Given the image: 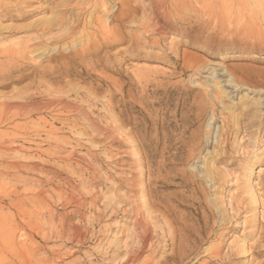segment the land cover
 Returning <instances> with one entry per match:
<instances>
[{"label":"rangeland","instance_id":"1","mask_svg":"<svg viewBox=\"0 0 264 264\" xmlns=\"http://www.w3.org/2000/svg\"><path fill=\"white\" fill-rule=\"evenodd\" d=\"M69 1H0V264H264V0H168L156 18L155 0ZM133 175L131 188L125 182ZM147 181L157 215H167L156 231L164 221L169 230L159 236L166 243L156 242L150 227L136 258L133 207L151 197ZM177 244L181 259L173 260Z\"/></svg>","mask_w":264,"mask_h":264},{"label":"bare ground","instance_id":"2","mask_svg":"<svg viewBox=\"0 0 264 264\" xmlns=\"http://www.w3.org/2000/svg\"><path fill=\"white\" fill-rule=\"evenodd\" d=\"M0 1H1V0H0ZM70 1H71V0H70ZM70 1H69V2H70ZM72 1H73V0H72ZM91 1H92V0H91ZM96 1H98V3H99V0H96ZM104 1H105V0H104ZM104 1H103V3H104ZM153 1H154V0H153ZM153 1H152V2H153ZM167 1H168V0H155L154 3H152V5H151L150 7H151V10H152L153 17L156 18L157 15H160V16L162 17V16L164 15V12L167 11V10H165V9L167 8ZM105 2H106V1H105ZM171 2H172V1H171ZM0 3H1V2H0ZM66 3H67V2H66ZM66 3H65V4H66ZM92 3H93V2H92ZM92 3H91V4H92ZM100 3L102 4V0H101ZM113 3H114V2H113ZM118 3H119V1H118ZM150 3H151V1H150ZM65 4L63 3V7H65V6H64ZM69 4H71V2H70ZM93 4H94V6H95V4L97 5L96 2L93 3ZM101 4H99V5H101ZM119 4H120V3H119ZM168 4H169V2H168ZM1 5H2V4H1ZM76 5L78 6V4H75V6H76ZM89 5H90V4H89ZM75 6H74V8H75ZM91 6H92V5H91ZM94 6H93V7H94ZM103 6H104V5H103ZM119 6H120V5H119ZM97 7H98V6H97ZM97 7L95 6L93 9L95 10V8H97ZM70 8L72 9V7H70ZM76 8H77V7H76ZM76 8H75V9H76ZM86 8H87V7H85V9H86ZM111 8H112V7H111ZM120 8H121V6H120ZM65 9H66V8H64V10H65ZM68 9H69V8H68ZM64 10H63V11H64ZM80 10H81V9H80ZM117 10H118V9H117ZM151 10H150V11H151ZM65 11H66V10H65ZM65 11H64V12H65ZM67 11H68V10H67ZM71 11H73V10H71ZM82 11H83V10H82ZM90 11H91V9H90ZM112 11H113V10H112ZM69 12H70V11H69ZM69 12H66V13H69ZM73 12H74V11H73ZM87 12H88V11H87ZM71 13H72V12H71ZM166 13H167V12H166ZM64 14H65V13H64ZM77 14H78V13H77ZM77 14H76V15H77ZM79 14H80V13H79ZM82 14H83V13H82ZM85 14H86V12H85ZM87 14H88V13H87ZM87 14H86V15H87ZM161 14H163V15H161ZM68 15H69V14H68ZM115 15H116V11H115ZM121 15H123V14H121ZM63 16H66V15H63V14H62V17H63ZM116 16H117V15H116ZM116 16H113V17H116ZM160 16H159V18H160ZM77 17H78V15H77ZM110 17H111V16H110ZM119 17H120V16H119ZM0 18H1V17H0ZM59 18H60V17H59ZM81 18H82V17H81ZM116 18H117V17H116ZM77 19H78V18H77ZM77 19H76V21H77ZM79 19H80V18H79ZM79 19H78V20H79ZM64 20H65V18H64ZM146 20H147V19H146ZM57 21H58V20H57ZM61 21H62V19H61ZM148 21H149V20H148ZM158 22H159V21H158ZM158 24H159V23H158ZM161 24H162V23H161ZM159 26H161V25H159ZM159 26H157L158 29H159ZM77 28H78V27H77ZM141 28H142V27H141ZM160 28H161V27H160ZM74 29H75V25H74ZM74 29L71 30V34H72L71 36H73L72 31H73ZM145 29H146V28H145ZM148 29H149V28H148ZM156 29H157V28H156ZM83 30H84V29H83ZM129 30H130V29H129ZM142 30H144V29H142ZM146 30H147V29H146ZM75 32H76V31H75ZM140 32H141V31H140ZM163 32H164V31H163ZM130 33H131V32H130ZM145 34H146V33H145ZM147 34H148V33H147ZM155 34L157 35L156 32H155ZM163 34H164V33H163ZM118 35H119V34H118ZM122 35H123V34H122ZM143 35H144V34H143ZM115 36H116V34H115ZM120 36H121V35H120ZM117 37H118V36H117ZM159 37H160V36H159ZM121 39H123V36H122ZM118 40H119V38H118ZM103 41H104V40H103ZM31 43H32V42H30V44H31ZM128 43H129V42H128ZM33 44H34V43H33ZM29 46H30V45H29ZM29 46H28V47H29ZM34 47L36 48V46H34ZM37 47H38V44H37ZM80 47H81V46H80ZM14 49H15V48H14ZM14 49H12V51H13ZM37 49H38V48H37ZM6 50H7V49H6ZM29 50H30V48H29ZM34 50H35V49H34ZM3 51H4V50H3ZM12 51H11V52H12ZM16 51H17V50H16ZM26 51H27V50H26ZM38 51H39V50H38ZM19 52H20V51H19ZM21 52H22V51H21ZM58 52H59V51H58ZM58 52H56V53H58ZM13 53H14V52H13ZM25 53H26V52H25ZM54 53H55V52H54ZM59 54H60V53H59ZM59 54H58V55H59ZM12 55H13V54H12ZM18 55H19V54H18ZM26 55H27V54H26ZM54 55H55V54H54ZM6 56H7V55H6ZM49 57H50V55H49ZM23 58H24V57H23ZM27 58H28V57H27ZM19 59H20V58H19ZM48 59H49V58H48ZM48 59H46V60H48ZM52 59H53V58H52ZM23 60H25V59H23ZM23 60H22V61H23ZM49 60H50V59H49ZM12 61H13V60H12ZM20 65H21V64H20ZM20 65H19V66H20ZM21 66H22V65H21ZM24 66H26V65H24ZM28 66H29V65H28ZM16 68H18V66H17ZM21 68H22V67H21ZM18 69H19V68H18ZM18 71H19V70H18ZM21 71H22V70H21ZM36 81H37V80H36ZM40 81H42V80H40ZM34 83H35V82H34ZM41 83H43V82H41ZM39 84H40V83H39ZM39 84H38V85H39ZM43 84H45V83H43ZM38 85H37V86H38ZM41 85H42V84H41ZM39 87H41V86L39 85ZM50 87H51V86H49L48 88H50ZM49 91H50V90H49ZM57 92H58V91H57ZM57 92H56V93H57ZM59 92H60V91H59ZM45 93H46V92H45ZM48 93H49V92H48ZM48 93H47V94H48ZM51 93H52V91H51ZM49 94H50V93H49ZM59 94H60V93H59ZM47 96H50V95H47ZM56 97H57V96H56ZM58 97H60V96L58 95ZM60 98H61V97H60ZM58 99H59V98H58ZM54 100H56V99L54 98ZM61 100H62V99H61ZM47 101H48V100H47ZM62 101H63V100H62ZM120 101H121V100H120ZM120 101H119V102H120ZM107 102H108V101H107ZM40 103H41V102H40ZM61 103H62V102H61ZM6 104H7V103H6ZM10 104H11V103H10ZM25 104H26V103H25ZM43 104L46 105V104H48V103H43ZM43 104H42V105H43ZM118 104H121V103H118ZM1 105H3V104H1ZM4 105H5V104H4ZM12 105H13V104H12ZM48 105H49V104H48ZM51 105H53V104H51ZM65 105H67V104H65ZM104 105H105V104H104ZM123 105H124V104H123ZM5 106H6V105H5ZM8 106H9V105H8ZM20 106H23V105L21 104ZM102 106H103V105H102ZM125 106H126V105H125ZM1 107H2V106H1ZM24 107H25V105H24L23 107H20V108H22V111H23V108H24ZM29 107H30V108H29ZM41 107H42V106H41V104H40V108H41ZM43 107H44V106H43ZM46 107H47V105H46ZM56 107H57V106H56ZM105 107H106V106H105ZM4 108H5V107H4ZM4 108H3V109H4ZM9 108H10V107H9ZM11 108H12V107H11ZM25 108H26V107H25ZM44 108H45V107H44ZM44 108H43V109H44ZM51 108H52V106H51ZM117 108H120V107H117ZM16 109H17V108H16ZM18 109H19V107H18ZM28 109H29V111H30L31 109H34V110H35V108H34V107L32 108L31 106H28ZM55 109H56V108H55ZM107 109H108V108H107ZM110 109H111V108H110ZM122 109H123V108H122ZM4 110H5V109H4ZM11 110H12V109H11ZM24 110H25V109H24ZM26 110H27V108H26ZM36 110H37V107H36ZM27 111H28V110H27ZM32 111H33V110H32ZM52 111H53V110H52ZM106 111H108V110H106ZM45 112H46V111H45ZM50 112H51V111H50ZM50 112H49V114H50ZM117 112H118V110H117ZM125 112H127V111H125ZM118 113H119V112H118ZM79 114H80V113H79ZM20 115H21V114H20ZM35 115H36V114H35ZM116 115H117V114H116ZM129 115H130V114H129ZM55 116H56V115H55ZM124 116H126V115H124ZM144 116H145V115H144ZM144 116H143V117H144ZM116 117H117V116H116ZM120 117H121V116H120ZM129 117H130V116H129ZM18 118H20V117H18ZM21 118H22V117H21ZM104 119H106V117H105ZM122 119H123V118H122ZM125 119H126V118H125ZM26 120H27V119H26ZM57 120H58V119H57ZM59 120H60V119H59ZM106 120H107V119H106ZM113 120H114V119H113ZM120 120H121V118H120ZM38 121H39V120H38ZM55 121H56V120H55ZM59 122H60V121H59ZM126 122L128 123V121H126ZM129 122H130V120H129ZM143 122H144V121H143ZM36 123H37V122H36ZM49 123H50V122H49ZM61 123H62V122H61ZM65 123H66V122H65ZM65 123H64V124H65ZM139 123H140V122H139ZM72 124H73V123H72ZM103 124H104V123H103ZM125 124H126V123H125ZM144 124H145V122H144ZM51 125H52V124H51ZM67 125H68V124H67ZM128 125H129V124H128ZM137 125H138V124H136V126H137ZM140 125H141V124H140ZM151 125H152V123H151ZM70 126H71V125H70ZM70 126H69V127H70ZM90 126H91V125H90ZM124 126H125V125H124ZM124 126H123L122 124H119V126L117 127V130H119V131L122 130V129L124 128ZM133 126H135V125L133 124ZM133 126H132V127H133ZM136 126H135V127H136ZM46 127H47V126H46ZM71 127H72V126H71ZM71 127H70V128H71ZM96 127H97V126H96ZM129 127H130V126H129ZM140 127H141V126H140ZM41 128H42V126H41ZM66 128H67V127H66ZM70 128H69V129H70ZM92 128H93V127H92ZM97 128H98V127H97ZM107 128H108V127H107ZM138 128H139V126H138ZM42 129H43V128H42ZM44 129H46V128L44 127ZM52 129H53V128H52ZM59 129H61V128H59ZM114 129H115V128H114ZM131 129H132V128H131ZM135 129H136V128H135ZM135 129H134V130H135ZM143 129H145V128H143ZM47 130H48V129H47ZM61 130H62V129H61ZM65 130H66V129H65ZM123 130H124V129H123ZM132 130H133V129H132ZM140 130H141V128H140ZM140 130H139V129H138V130L136 129L137 132L140 131ZM51 131H52V130H51ZM114 131H115V130H114ZM141 131H142V130H141ZM18 132H19V131H18ZM45 132H46V131H45ZM61 132H62V131H61ZM120 132H121V131H120ZM133 132H134V131H133ZM137 132H136V133H137ZM143 132H144V130H143ZM36 133H37V132H36ZM112 133H113V132H112ZM123 133H124V132H123ZM140 133H141V132H140ZM144 133H145V132H144ZM146 133H147V132H146ZM44 134H45V133H44ZM46 134H47V133H46ZM48 134H49V133H48ZM50 134H51V133H50ZM120 134H121V133H120ZM138 134H139V133H138ZM141 134H143V133H141ZM21 135H22V134H21ZM53 135H54V134H53ZM111 135H112V134H111ZM25 136H26V135H25ZM54 136H55V135H54ZM54 136H53V137H54ZM56 136H58V135H56ZM56 136H55V137H56ZM112 136H113V135H112ZM128 136H129V135H128ZM142 136H143V135H142ZM22 137H23V136H22ZM34 137H35V136H34ZM36 137H37V136H36ZM38 137H39V136H38ZM51 137H52V136H50V137H48V138L51 139ZM115 137H116V136H115ZM140 137H141V136H140ZM45 138H46V137H45ZM58 138H59V136H58ZM61 138H62V137H61ZM61 138H60V139H61ZM119 138H120V136H119ZM138 138H139V136H138ZM108 139H109V138H108ZM110 139H111V138H110ZM131 139H132V137H131ZM139 139H141V138H139ZM37 140H38V139H37ZM40 140H41V139H40ZM56 140H57V139H56ZM58 140H59V139H58ZM104 140H106V139H104ZM115 140H116V139H115ZM142 140H144V139H142ZM142 140H141V142H142ZM29 141H30V140H29ZM64 141H65V139H64ZM64 141H63V144H65ZM66 141H67V140H66ZM68 141H70V140H68ZM72 141H74V139H73ZM119 141H120V140H119ZM125 141H126V140H125ZM179 141H180V140H179ZM25 142H26V140H25ZM35 142H36V141H35ZM49 142H50V141H49ZM105 142H106V141H105ZM114 142H115V141H114ZM135 142H136V141H135ZM39 143H40V141H39ZM66 143H68V142H66ZM78 143H79V142H78ZM108 143H109V142H108ZM120 143H121V142H120ZM126 143H127V142H126ZM132 143H133V142H132ZM164 143H165V142H164ZM4 144H5V142H4ZM18 144H19V143H18ZM27 144H29V143H27ZM40 144H41V143H40ZM44 144H46V143L44 142ZM48 144H49V143H48ZM53 144H54V142H53ZM69 144H70V143H69ZM75 144H77V142H75ZM112 144H113V143H112ZM114 144H115V143H114ZM124 144H125V143H124ZM198 144H199V143H198ZM23 145H24V144H23ZM25 145H26V144H25ZM32 145H33V144H32ZM38 145H39V144H38ZM49 145H50V144H49ZM57 145H59L58 142H57ZM57 145H56V146H57ZM65 145H66V144H65ZM65 145H64V147H65ZM132 145H133V144H132ZM135 145H136V144H135ZM137 145H138V144H137ZM156 145H157V144H156ZM192 145H194V144H192ZM192 145H191V147L193 148L194 146H192ZM61 146H63V145H61ZM125 146H126V145H125ZM125 146H124V147H125ZM142 146H143V145H142ZM164 146H165V145H164ZM0 147H1V146H0ZM4 147H5V146H4ZM17 147H18V145H17ZM23 147H24V146H23ZM23 147H22V148H23ZM34 147H35V146H34ZM40 147H41V146H40ZM116 147H117V148L119 147V143H118V146H116ZM128 147H129V146H128ZM135 147H136V146H135ZM144 147H145V146H144ZM167 147H168V146H167ZM196 147H197V146H196V144H195V148H196ZM5 148H6V147H5ZM13 148H14V147H13ZM49 148H50V146H49ZM62 148H63V147H62ZM120 148H121V147H120ZM163 148H164V147H163ZM163 148H162V151L164 150ZM168 148H169V147H168ZM168 148H167V149H168ZM47 149H48V148H47ZM122 149H123V148H122ZM131 149H132V148H131ZM39 150L42 151V149H39ZM52 150H54V149L52 148ZM56 150H57V148H56ZM59 150H60V149H59ZM64 150H65V149H64ZM117 150H118V149H117ZM138 150H139V149H138ZM165 150H166V149H165ZM190 150H191V149H190ZM190 150H189V151H190ZM193 150H194V148H193ZM193 150H192V151H193ZM124 151H125V150H124ZM132 151H133V150H132ZM143 151H144V150H143ZM155 151H156V149H155ZM192 151H191V152H192ZM25 152H26V151H25ZM48 152H49V151H48ZM55 152H58V153H59V151H55ZM72 152H73V151H72ZM89 152H90V151H89ZM117 152H119V151H117ZM121 152H122V150H121ZM141 152H142V151H141ZM163 152H164V151H163ZM163 152H162V153H163ZM167 152H168V151H167ZM45 153H46V152H45ZM53 153H54V151H53ZM60 153H61V152H60ZM63 153H64V151H63ZM90 153H91V152H90ZM90 153H89V154H90ZM125 153H127V151H126ZM125 153H124V154H125ZM129 153H130V151H129ZM129 153H128V154H129ZM137 153H138V152H137ZM153 153H154V152H152V154H153ZM193 153H194V152H193ZM10 154H11V153H10ZM39 154H40V153H39ZM54 154L56 155V153H54ZM66 154H68V153H66ZM69 154H70V153H69ZM69 154H68V156H69ZM132 154H134V153H132ZM132 154H131V155H132ZM135 154H136V153H135ZM144 154H145V152H144ZM148 154H149V153H148ZM150 154H151V153H150ZM188 154H189V153H188ZM58 155L60 156V154H58ZM58 155H57V157H58ZM140 155H141V154H140ZM145 155H146V154H145ZM161 155H162V154H161ZM164 155H165V154H164ZM173 155H174V154H173ZM179 155H180V154H179ZM18 156H19V155H17V157H18ZM20 156H21V155H20ZM22 156H23V155H22ZM63 156H64V155H63ZM63 156H62V157H63ZM88 156H89V155H88ZM88 156H87V157H88ZM92 156H93V155H92ZM94 156H95V155H94ZM125 156H126V154H125ZM127 156H128V155H127ZM129 156H130V155H129ZM136 156H138V155H136ZM147 156H148V155H147ZM147 156H146V158H147ZM153 156H154V155H153ZM174 156H175V155H174ZM176 156L178 157V155H176ZM182 156H183V155H182ZM187 156H188V155H187ZM190 156H192V154H190ZM190 156L187 157L188 160L191 158ZM14 157H15V156H14ZM55 157H56V156H55ZM57 157H56V158H57ZM64 157H66V156H64ZM64 157H63V158H64ZM73 157H74V156H73ZM76 157H78V156H76ZM118 157H119V156H118ZM131 157H132V156H131ZM141 157H143V156H141ZM149 157H150V156H149ZM149 157H148V159H149ZM154 157H156V156H154ZM163 157H164V156H163ZM172 157H173V156H172ZM177 157H176V158H177ZM179 157H180V159H181V156H179ZM189 157H190V158H189ZM10 158H11V157H10ZM10 158H9V159H10ZM15 158H16V157H15ZM27 158H28V157H27ZM27 158H26V159H27ZM31 158H32V157H31ZM38 158H39V157H38ZM59 158H61V157H59ZM80 158H81V157H80ZM90 158H91V157H90ZM94 158H95V157H94ZM128 158H129V157H128ZM139 158H140V157H139ZM173 158H174V157H173ZM182 158H184V157H182ZM23 159H24V157H23ZM64 159H65V158H64ZM78 159H79V157H78ZM112 159H114V158H112ZM115 159H116V158H115ZM125 159H126V158H125ZM142 159H143V158H142ZM153 159H154V158H152L151 160L153 161ZM185 159H186V157H185ZM185 159H184V161H186ZM20 160H21V159H20ZM31 160H32V159H31ZM37 160H39V159H37ZM59 160L62 161L61 159H59ZM80 160H82V159H80ZM87 160H89V158L86 159L85 161H87ZM96 160H97V159H96ZM122 160H124V159H122ZM140 160H141V158H140ZM144 160H145V159H144ZM169 160H170V159H169ZM188 160H187V161H188ZM11 161H12V160H11ZM64 161H65V160H64ZM72 161H74V158H73ZM94 161H95V160H94ZM130 161H132V160H130ZM146 161H147V160H146ZM164 161H165V160H164ZM172 161H173V160H171V162H172ZM7 162H8V161H7ZM19 162H20V161H18L17 163H19ZM28 162H29V161H28ZM34 162H35V161H34ZM66 162L68 163L69 161H66ZM70 162H71V161H70ZM76 162H77V161H76ZM87 162H90V161H87ZM148 162H149V161H148ZM173 162H175V161H173ZM173 162H172V163H173ZM25 163H26V162H25ZM44 163H45V162H44ZM74 163H75V162H74ZM84 163H86V162H84ZM114 163H115V162H114ZM114 163H113V165H114ZM120 163H121V162H120ZM123 163H124V162H123ZM125 163H126V160H125ZM125 163H124V164H125ZM151 163H153V162H151ZM151 163H150V164H151ZM164 163H165V162H164ZM176 163H178V162H176ZM180 163H181V162H180ZM22 164H23V163H22ZM22 164H21V165H22ZM26 164H27V163H26ZM68 164H69V163H68ZM68 164H67V166H68ZM70 164H71V163H70ZM70 164H69V165H70ZM75 164H76V163H75ZM77 164H78V163H77ZM77 164H76V165H77ZM110 164H111V163H110ZM124 164H123V165H124ZM134 164H135V163H134ZM142 164H143V163H142ZM146 164H147V162H146ZM146 164H145V165H146ZM170 164H171V163H170ZM13 165H14V163H13ZM32 165H33V164H32ZM39 165H41V164H39ZM79 165H80V164H79ZM83 165H84V164H83ZM83 165H82V166H83ZM108 165H109V164H108ZM120 165H121V164H120ZM129 165H131V164L129 163ZM148 165H149V163H148ZM18 166H19V165H18ZM18 166H17V167H18ZM23 166H24V164H23ZM30 166H31V165H30ZM43 166H45V165H43ZM67 166H66V167H67ZM71 166H74V165H71ZM77 166H78V165H77ZM77 166H76V167H77ZM88 166H89V165H88ZM114 166H115V165H114ZM151 166H153V164L150 165V166H148V167H151ZM17 167H16V168H17ZM31 167H32V166H31ZM37 167H39V166L37 165ZM66 167H64V168H66ZM74 167H75V166H74ZM109 167H111V166H109ZM123 167H124V166H123ZM35 168H36V167H35ZM35 168H34V169H35ZM40 168L42 169V167H40ZM40 168H38V169H40ZM87 168H88V167H87ZM106 168H107V167H106ZM131 168H132V167H131ZM140 168H141V167H140ZM140 168H139V169H140ZM142 168H144V167H142ZM152 168H153V167H152ZM158 168H159V166H158ZM162 168H163V167H162ZM162 168H161V169H162ZM164 168H165V167H164ZM164 168H163V169H164ZM26 169H27V168H26ZM32 169H33V168H32ZM34 169H33V171H34ZM41 169H40V170H41ZM58 169H59V168H58ZM69 169H73V168H69ZM74 169H75V168H74ZM111 169H112V168H111ZM121 169H122V168H121ZM123 169H124V168H123ZM133 169H134V168H133ZM146 169H147V166H146ZM148 169H149V168H148ZM24 170H25V169H24ZM43 170H44V168H43ZM51 170H52V169H51ZM65 170H66V169H65ZM65 170L63 169V171H65ZM75 170H77V169H75ZM82 170H84V169H82ZM92 170H93V169H92ZM106 170H107V169H106ZM109 170H110V169H109ZM115 170H116V169H115ZM115 170H114V171H115ZM129 170H130V168H129ZM131 170H132V169H131ZM135 170H136V169H135ZM151 170H152V169H151ZM155 170H156V169H155ZM194 170H195V169H194ZM22 171H23V170H22ZM33 171H30V170H29V172H33ZM37 171H38V170H37ZM56 171H57V170H56ZM70 171H71V170H70ZM73 171H74V170H72L71 172H73ZM89 171H90V170H89ZM94 171H95V169H94ZM97 171H98V170H97ZM97 171H96V172H97ZM99 171H101V170H99ZM114 171L112 170L113 173H114ZM117 171H118V170H117ZM136 171H137V170H136ZM138 171H139V170H138ZM153 171H154V169H153ZM156 171H158V170H156ZM159 171H160V170H159ZM165 171H166V169H165ZM19 172H21V171H19ZM67 172H68V171H66L65 174L68 175L69 172H68V173H67ZM101 172H102V171H101ZM120 172H122V171H120ZM124 172H125V171H124ZM124 172H123V173H124ZM131 172H132V171H131ZM131 172H130V174H131ZM146 172H147V171H146ZM160 172H161V171H160ZM162 172H163V171H162ZM195 172L199 173L198 171H195ZM13 173H15V172H13ZM33 173H34V172H33ZM35 173H36V172H35ZM37 173H38V172H37ZM37 173H36V174H37ZM45 173H46V172H45ZM50 173H52V172H50ZM56 173H58V172H56ZM61 173H62V172H61ZM74 173H76V172L74 171ZM77 173H78V172H77ZM89 173H90V172H89ZM103 173L105 174V173H107V172L104 171ZM103 173H102V174H103ZM109 173H110V171H109ZM123 173H122V175H123ZM134 173H135V172H134ZM142 173H143V172H142ZM147 173H149V172H147ZM154 173H155V172H154ZM157 173H158V172H157ZM163 173H164V172H163ZM193 173H194V172H193ZM193 173L190 172V174H191L192 176H193ZM257 173H258V172H257ZM21 174H22V173H21ZM28 174H31V175H32V173H28ZM42 174H44V173L42 172L41 175H42ZM46 174H47V173H46ZM54 174H55V173H54ZM63 174H64V173H63ZM72 174H73V173H72ZM72 174H71V175H72ZM78 174H79V173H78ZM80 174H81V173H80ZM80 174H79V175H80ZM83 174H84V173H83ZM93 174H95V172H94ZM93 174H92V175H93ZM96 174H97V173H96ZM111 174H112V173H111ZM114 174L116 175V173H114ZM124 174H125V173H124ZM130 174H129V176H130ZM158 174H160V173H158ZM158 174H157V175H158ZM161 174H162V173H161ZM181 174H183V173L181 172ZM194 174H196V173H194ZM258 174H259V173H258ZM12 175H13V174H12ZM14 175H15V174H14ZM19 175H20V174H19ZM26 175H27V173H26ZM37 175H38V174H37ZM57 175H59V174H57ZM60 175H61V174H60ZM71 175H69V176H71ZM75 175H77V174H75ZM79 175H78V176H79ZM97 175H98V174H97ZM122 175L120 174V177H121ZM148 175H149V174H148ZM148 175H147V176H148ZM150 175H152V174H150ZM184 175H185V173H184ZM184 175H183V176H184ZM202 175H203V174H202ZM4 176H5V175H4ZM7 176H8V175H6V178H7ZM23 176H24V175H23ZM46 176H47V175H46ZM52 176H53V175H52ZM73 176H74V175H73ZM80 176H82V175H80ZM93 176H94V175H93ZM93 176H92V177H93ZM107 176H109V174L106 175V177H107ZM112 176H114V175H112ZM118 176H119V173H118ZM124 176H125V175H124ZM141 176H142V174H141ZM152 176H153V175H152ZM183 176L181 177V176L179 175L178 178L181 177V179H182V181H183V178H186L185 176H184V177H183ZM206 176H207V175H206ZM11 177H12V178H9V177H8V178H9V179H13V176H11ZM14 177L16 178V175H15ZM25 177H26V176H25ZM90 177H91V175H90ZM103 177H104V175H103ZM109 177H110V176H109ZM116 177H117V175H116ZM126 177H127V176H126ZM126 177H125V178H126ZM153 177H154V176H153ZM155 177H156V176H155ZM159 177H162V176H159ZM193 177H195V179H196L197 175H195V176H193ZM193 177L190 176V179H192ZM201 177H202V176H201ZM201 177H200V178H201ZM17 178H18V176H17ZM21 178H23V177L21 176ZM55 178H56V177H55ZM57 178H58V177H57ZM64 178H65V177H64ZM68 178H69V177H68ZM79 178H81V177H79ZM79 178H78V179H79ZM83 178H85V177H83ZM95 178H97V177H95ZM107 178H108V177H107ZM118 178H119V177H117V181H118ZM121 178H122V177H121ZM121 178H119V179H121ZM125 178H124V179H125ZM156 178H157V177H156ZM156 178H155V180H156ZM163 178L165 179L166 177L163 176ZM197 178H199V176H198ZM30 179H31V178H30ZM50 179H51V176H50ZM61 179H62V178H61ZM78 179H76V177H75V180H78ZM109 179H110V178H109ZM142 179H143V178H142ZM148 179L150 180L149 177H148ZM167 179H168V178H167ZM167 179H166V180H167ZM201 179H204V178H201ZM17 180L19 181V179H17ZM23 180H24V178H23ZM32 180H33V179H32ZM51 180L53 181V178H52ZM64 180H65V179H64ZM73 180H74V179H73ZM84 180H85V179H84ZM107 180H108V179H107ZM112 180H114V178H113ZM138 180H139V178H138ZM166 180H165V181H166ZM193 180H194V178H193ZM193 180L190 181V182L192 183ZM204 180H205V179H204ZM204 180H203V181H204ZM207 180H208V178H207ZM6 181H7V180H6ZM14 181H15V180H14ZM18 181H17V182H18ZM34 181H37V179H34ZM58 181H59V180H58ZM67 181H69V180H67ZM67 181H65L64 184H66ZM121 181H124V180H121ZM136 181H137V180H136V176L133 175V176L129 177V178L126 180L125 183H126L128 186H131V188H132V186H135ZM139 181H140V180H139ZM159 181H160V180H159ZM163 181H164V180H163ZM165 181H164V182H165ZM168 181H169V180H168ZM182 181H181V182H182ZM186 181H187V179H186ZM196 181H198V180H196ZM201 181H202V180H201ZM17 182H15L14 184H16ZM20 182H21V181H20ZM20 182H19V183H20ZM24 182H25V181H24ZM37 182H38V181H37ZM39 182H41V180H40ZM42 182H43V181H42ZM69 182H71V180H70ZM69 182H67V183L69 184ZM78 182H79V181H78ZM82 182H83V180H82ZM112 182H113V181H112ZM114 182H115V181H114ZM144 182H145V181H144ZM156 182H157V181H156ZM209 182H211V181H209ZM22 183H23V182H22ZM44 183H45V182H44ZM49 183H50V182H49ZM51 183H52V182H51ZM71 183H73V182H71ZM75 183H76V182H75ZM80 183H81V181H80ZM84 183H86V182H84ZM146 183H147L146 187L150 188V191H149L150 194H149V195L151 196L152 192H154V189H153V190L151 189V184H152V182H151V181H150V182L147 181ZM162 183H163V182H161L160 185H162ZM183 183H185V182H183ZM183 183H182V184H183ZM198 183H199V182H198ZM24 184H26V183H24ZM46 184H47V183H46ZM54 184H56V183L54 182ZM68 184H67V185H68ZM73 184H74V183H73ZM73 184H72V185H73ZM81 184H83V183H81ZM115 184H117V183H115ZM115 184H113V185H115ZM137 184H138V183H137ZM141 184H142V182H141ZM196 184H197V183H196ZM16 185H17V184H16ZM19 185H20V184H19ZM19 185H18V186H19ZM22 185H23V184H22ZM26 185H27V184H26ZM47 185H49V184H47ZM61 185H62V184H61ZM61 185H59V186H61ZM69 185H70V184H69ZM79 185H80V184H79ZM127 185H126V186H127ZM144 185H145V184H144ZM154 185H155V184H154ZM158 185H159V184H158ZM183 185H185V184H183ZM199 185H200V184H199ZM51 186H52V185H51ZM57 186H58V185H57ZM59 186H58V187H59ZM75 186H76V185H75ZM75 186H74V187H75ZM77 186H78V184H77ZM121 186H122V184H121ZM124 186H125V185H124ZM155 186H157V185H155ZM66 187H67V186H66ZM70 187H71V186H70ZM72 187H73V186H72ZM72 187H71V188H72ZM138 187H139V186H138ZM140 187H141V186H140ZM162 187H164V185H163ZM162 187H161V188H162ZM12 188H13V187H12ZM20 188H21V187H20ZM50 188L53 189V187H50ZM67 188H69V187H67ZM71 188H69V189H71ZM118 188L120 189V187H118ZM125 188H126V187H125ZM131 188H128V189H131ZM155 188H156V187H155ZM196 188H199V187L197 186ZM14 189H15V188H14ZM59 189L62 190L63 188L61 187V188H59ZM59 189H58V193H61V192H59ZM122 189H123V188H122ZM143 189H144V188H143ZM22 190H23V189H22ZM25 190H26V189H25ZM28 190H29V189H28ZM49 190H50V189H49ZM66 190H67V189H66ZM116 190H117V189H116ZM159 190H161V189H159ZM11 191H12V190H11ZM34 191H35V190H34ZM54 191H55V189H54ZM68 191H71V190H68ZM132 191H133V190H132ZM136 191H137V190H136ZM139 191H142V187H141V190L139 189ZM156 191H157V190H156ZM156 191H155V192H156ZM25 192H26V191H25ZM25 192H24V193H25ZM52 192H53V191L50 190V193H52ZM77 192H78V190H77ZM143 192H145V191H143ZM30 193H32V192H30ZM65 193H66V192H65ZM68 193H69V192H68ZM74 193H75V192H74ZM156 193H157V192H156ZM34 194H35V193H34ZM52 194H53V193H52ZM56 194H57V193H55L54 195H56ZM63 194H64V193H63ZM66 194H67V193H66ZM75 194H77V193H75ZM75 194H73V196H75ZM140 194L142 195V198L145 197V196H144L145 194H143V193H140ZM252 194H253V193H252ZM50 195H51V194H50ZM58 195H59V194H58ZM79 195H80V194H79ZM156 195H157V194H156ZM156 195H155V196H156ZM28 196H29V195H28ZM60 196H61V195H60ZM60 196H59V198H60ZM65 196H67V195H65ZM69 196H71L70 193H69ZM73 196H72V198H73ZM133 196H134V195H133ZM146 196H147V195H146ZM24 197H25V199H24L23 197H22V198H23L24 200H26V197H27V196L25 195ZM36 197H37V196H36ZM43 197H44V196H43ZM43 197H42V198H43ZM53 197H54V196H53ZM63 197H64V196H63ZM76 197H77V196H76ZM80 197H81V196H80ZM148 197H149V196H148ZM158 197H159V196H158ZM34 198H35V197H34ZM47 198H48V197H47ZM57 198H58V197H57ZM57 198H55V199H57ZM61 198H62V197H61ZM72 198L70 197L69 199H72ZM77 198L79 199V197H77ZM122 198H123V197H122ZM137 198H140V197H137ZM137 198H136V199H137ZM150 198L152 199V196L148 198L149 200H145V201L141 202V204H139V203L136 204V205L133 204V205H134V207H133L134 220H133V222H131V223H132V224H131V225H132V229H131V231L133 230L135 233L137 232V237H136V241H137V242H136V243H137V245H138V246L136 245L137 248H136L135 252L133 253V256H134V257H136V255H138V253H140V251H141V246L146 245V244H145V238H146L147 232L150 230V227H152L151 229L154 230V231H153L154 233H153L152 231H151V232L153 233V235L155 234V236H156V238H155L156 240H155V241H156V242H158L159 239H161L160 237L164 238L165 234H166L167 231L169 230V229L165 228V226H166V225H165V222H166V221H164V223H162V225H161V226H162L161 229H158L159 232H160V234L158 233V231H156V223L158 224V222H159V217L161 218L162 215H157V214H160L159 209L157 210V208L155 209V207H154V206L157 205V203L154 205L155 202H151ZM20 199H21V198H20ZM29 199L32 200L31 198H29ZM37 199H39V198H37ZM64 199H65V198H64ZM66 199H67V198H66ZM69 199H68V200H69ZM73 199H74V198H73ZM125 199H126V198H125ZM153 199H154V198H153ZM18 200H19V199H18ZM35 200H36V199H35ZM42 200H44V199H42ZM42 200H40V202H41ZM53 200H54V199H53ZM57 200H58V199H57ZM82 200H83V198H82ZM84 200H85V199H84ZM117 200H118V199H117ZM122 200H124V199H122ZM137 200H138V199H137ZM157 200L159 201V204H160V206H161L162 204H161L160 201H161L162 199H161V200L157 199ZM21 201H22V200H21ZM21 201H20V202H21ZM36 201H37V200H36ZM36 201H35V203H34L33 200H32V202H33L34 204H36ZM61 201H63V199H61ZM61 201H60V202H61ZM69 201H70V200H69ZM71 201H72V200H71ZM80 201H81V200H80ZM125 201H126V200H124V203H125ZM133 201H134V200H133ZM135 201H136V200H135ZM135 201H134V202H135ZM139 201H140V200H139ZM141 201H142V200H141ZM153 201H154V200H153ZM22 202L25 203V201H22ZM28 202H29V201H28ZM55 202H56V201H55ZM64 202H65V200H64ZM78 202H79V201H78ZM23 203H21V204H23ZM83 203H84V202H83ZM94 203H95V201H94ZM242 203H243V201H242ZM14 204H15V203H14ZM14 204H13V205H14ZM17 204H20V203L18 202ZM21 204H20V205H21ZM37 204H38V203H37ZM81 204H82V202H81ZM92 204H93V203H92ZM111 204H112V203H111ZM119 204H120V203H119ZM119 204H118V205H119ZM24 205L26 206V203H25ZM29 205H30V204H29ZM68 205H69V204H68ZM70 205H71V203H70ZM93 205H94V204H93ZM124 205H126V204H124ZM14 206L16 207L17 205H14ZM14 206H13V207H14ZM21 206H22V205H21ZM38 206H40V205H37V206H35V207H38ZM78 206H80V204H79ZM78 206H77V207H78ZM108 206H110V205H108ZM126 206H127V205H126ZM157 206H158V205H157ZM157 206H156V207H157ZM162 206H163V205H162ZM199 206H200V205H199ZM15 207H14V208H15ZM28 207H29V206H28ZM31 207H33V204H32ZM116 207H117V206H116ZM116 207H114V209H115ZM194 207H195V206H194ZM241 207H242V206H241ZM16 208H17V207H16ZM19 208H21V207H19ZM107 208H108V207H107ZM112 208H113V207H112ZM123 208H124V207H123ZM129 208H130V207H129ZM162 208H164V207H162ZM162 208H160V209H162ZM17 209H18V208H17ZM22 209H23V207H22ZM22 209H21V212L24 211V210H22ZM24 209H25V207H24ZM33 209H34V208H33ZM166 209H167V208H166ZM194 209H195V208H194ZM36 210H37V209L35 208V211H36ZM102 210H103V209H102ZM102 210H101V211H102ZM108 210H109V209H108ZM117 210H118V209H116V211H117ZM120 210H121V208H120ZM195 210H196V209H195ZM17 211H20V210H17ZM27 211H28V209L26 210V213H27ZM112 211H113V210H112ZM128 211H129V210H128ZM21 212H20V213H21ZM28 212H29V211H28ZM102 212H104V211H102ZM105 212H107V211L105 210ZM114 212H115V211H114ZM114 212H113V213H114ZM117 212H118V211H117ZM158 212H159V213H158ZM190 212H191V211H190ZM208 212H209V211H208ZM26 213H25V215H26ZM32 213H33V212H32ZM120 213H121V212H120ZM123 213H124V212H123ZM128 213H129V212H128ZM167 213H168V212H167ZM202 213H203V211H202ZM202 213H201V215H202ZM30 214H31V212H30ZM100 214H101V213H100ZM130 214H131V213H130ZM168 214H169V213H168ZM192 214H193V213H192ZM197 214H198V213H197ZM211 214H212V213H211ZM15 215H16V214H15ZM18 215H19V214H18ZM18 215H17V216H18ZM32 215H33V214H32ZM111 215H112V214H111ZM111 215H110V216H111ZM113 215H114V214H113ZM115 215H116V214H115ZM2 216H3V215H2ZM26 216H27V215H26ZM166 216H167V215H166ZM166 216H165V217H166ZM169 216H170V215H169ZM169 216H168V217H169ZM189 216H190V215L188 214V217H189ZM211 216H212V215H211ZM24 217H25V216H24ZM64 217H65V216H64ZM111 217H112V216H111ZM165 217H164V218H165ZM170 217H171V216H170ZM186 217H187V216H186ZM190 217H191V216H190ZM193 217H194V216H193ZM195 217H196V216H195ZM207 217H208V216H207ZM207 217H204V218H207ZM30 218H31V217H30ZM32 218H34V217H32ZM32 218H31V219H32ZM164 218H163V219H164ZM13 219H14V218H13ZM20 219H21V218H20ZM22 219H23V216H22ZM36 219H38V218H36ZM39 219H40V218H39ZM161 219H162V218H161ZM161 219H160V220H161ZM163 219H162V220H163ZM166 219H167V218H166ZM201 219H203V218L201 217ZM209 219H210V218H209ZM3 220H5V219H2L1 222H2ZM9 220H11V219H9ZM26 220H28V218H27ZM102 220H103V216H102V215H97V221L100 222V221H102ZM170 220H171V218H170ZM184 220H185V218H184ZM187 220H188V218H187ZM195 220H197V218H196ZM199 220H200V219H199ZM29 221H30V220H29ZM94 221H95V219H94ZM174 221H175V220H174ZM174 221L172 220V223H173ZM203 221H204V219L202 220V224H203ZM206 221H208V220L206 219ZM4 222H6V220H5ZM22 222L24 223V221H22ZM33 222H34V220H33ZM36 222H38V220L35 221L33 224H35ZM181 222H183V221H181ZM181 222H180V223L178 222V223H179V224H182ZM189 222H190V221H189ZM191 222H192V221H191ZM197 222H198V221H196V223H195V221H193V224L195 223V225H196ZM2 223H3V222H2ZM89 223H90V222H89ZM94 223H95V222H93V224H94ZM174 223H175V222H174ZM178 223H177V224H178ZM207 223H208V222H207ZM207 223H204L203 226H204L205 224H207ZM29 224H30V223H29ZM29 224H28V225H29ZM39 224H40V223H39ZM39 224H38V223L36 224V229L39 228V229L41 230V229L43 228V227H40L42 223L40 224V226H39ZM97 224H98V223H97ZM160 224H161V223H160ZM169 224H170V223H169ZM183 224L185 225V223H183ZM22 225H23V224H22ZM24 225H26V223H25ZM31 225H32V224H31ZM37 225H38V228H37ZM188 225H189V224H188ZM199 225H201V223H200ZM199 225H198V226H199ZM4 226H5V225H4ZM29 226H30V225H29ZM32 226H34V225H32ZM89 226H90V224H89ZM91 226H92V225H91ZM93 226H94V225H93ZM159 226H160V225H159ZM168 226H169V225H168ZM175 226H176V223H175ZM19 227H20V226H19ZM23 227H24V226H23ZM48 227H50V226H48ZM68 227H69V229H70V226H68ZM76 227H77V226H76ZM85 227H86V226H85ZM85 227H84V228H85ZM157 227H158V226H157ZM178 227H179V226H178ZM178 227H177V228H178ZM180 227H181V226H180ZM184 227H185V226H184ZM190 227H191V226H190ZM194 227H195V226H194ZM196 227H197V226H196ZM207 227H208V226H207ZM9 228H10V227H9ZM175 228H176V227H175ZM187 228H188V227H187ZM198 228H200V227H197V229H198ZM21 229H22V228H21ZM24 229H25V228H24ZM28 229H29V228H28ZM34 229H35V228H34ZM52 229H54V228H52ZM62 229H63V227H62ZM67 229H68V228H67ZM71 229H73V228H71ZM93 229H95V228H93ZM179 229H180V228H179ZM179 229H178V232H179ZM185 229H186V228H185ZM185 229L182 228V229H181L182 232H183V230H185ZM191 229H192L193 232H194V229H193L192 227H191ZM19 230H20V228H19ZM32 230H33V229H32ZM44 230H45V229H44ZM55 230H57V228H55ZM63 230H64V229H63ZM63 230H62V232H63ZM187 230H188V229H187ZM203 230H204V228H203ZM34 231H35V230H34ZM49 231H51V230H48V233H51L53 230H52L51 232H49ZM69 231H70V230H69ZM199 231H200V230H197V232H199ZM204 231H205V230H204ZM42 232H43V231H42ZM42 232H40V234H41ZM54 232H56V231H54ZM60 232H61V231H60ZM71 232H74V231H71ZM76 232H77V231H76ZM186 232H187V231H185V234H189V232H187V233H186ZM190 232H191V230H190ZM193 232H192V233H193ZM201 232H202V231H201ZM201 232H200V233H201ZM38 233H39V230H38V232H37V235H38ZM69 233H70V232H69ZM149 233H150V231H149ZM168 233H169V232H168ZM176 233H177V232H176ZM183 233H184V232H183ZM202 233H203V232H202ZM206 233H207V232H206ZM206 233L204 232V234H206ZM55 234H58V233H55ZM63 234H65V233H63ZM70 234H71V233H70ZM73 234H74V233H73ZM80 234H81V232L79 233V235H80ZM82 234H83V233H82ZM92 234H93V233H92ZM132 234H133V233H132ZM170 234L172 235V233H170ZM180 234H182V233H180ZM185 234H184V235H185ZM43 235H44V234H43ZM60 235H61V234H60ZM65 235H66V234H65ZM74 235H75V234H74ZM79 235H78V236H79ZM184 235H183V237H184ZM189 235H190V234H189ZM189 235H187V236H189ZM192 235H193V234H192ZM194 235H196V233H194ZM201 235H202V234H201ZM206 235H207V234H206ZM206 235H205V236H206ZM39 236H40V235H39ZM132 236L134 237L135 235L133 234ZM159 236H160V237H159ZM177 236H179V235H177ZM180 236H181V237H178L179 239L182 238V235H180ZM190 236H191V235H190ZM190 236H189V238H190ZM197 236H200V235L197 234ZM45 237H46V236H45ZM80 237H81V236H80ZM167 237H168V236H167ZM174 237H175V236H174ZM192 237H194V236H192ZM206 237H207V236H206ZM206 237H205V238H206ZM74 238H76V237H74ZM81 238H84V237H81ZM149 238H150V237H149ZM149 238H148V239H149ZM151 238L153 239V237H151ZM165 238H166V237H165ZM205 238H204V239H205ZM8 239H9V238H8ZM78 239H79V237H78ZM78 239H77V241H78ZM148 239H147V240H148ZM176 239H177V238H176ZM185 239H186V237L184 238V240H183V238H182V241H185ZM192 239H193V238H192ZM194 239H195V238H194ZM199 239H201V237L198 238V240H199ZM134 240H135V239H133V241H134ZM161 240H164V239H161ZM177 240H178V239H177ZM186 240H187V239H186ZM189 240H190V239H189ZM198 240H197V241H198ZM150 241H151V239H150ZM155 241H154V242H155ZM169 241H170V240H169ZM169 241H168V243L172 242V241H170V242H169ZM180 241H181V240H180ZM182 241H181V243H182ZM191 241H192V240H191ZM193 241H194V240H193ZM81 242H82V240H81ZM147 242H148V241H147ZM156 242H155V243H156ZM163 242L166 243V240H164ZM202 242H203V241H202ZM134 243H135V242H134ZM149 243H150V242H149ZM172 243H173V242H172ZM172 243H171V244H172ZM178 243H179V242H178ZM187 243H188V240H187L186 244H187ZM195 243H196V241H194L193 244H195ZM199 243H200V242H199ZM203 243H204V242H203ZM142 244H144V245H142ZM159 244H162V243H159ZM159 244H157V245H159ZM171 244H170V245H171ZM183 244H184V243H183ZM186 244H185V245H186ZM189 244H190V241H189ZM201 244H202V243H200V245H201ZM127 245H129V247H130V244H127ZM127 245H126V246H127ZM147 245H148V244H147ZM168 245H169V244H168ZM177 245H178V244H177ZM185 245H184V250H185ZM195 245H197V244H195ZM195 245H192V246H195ZM126 246H125V247H126ZM155 246H156V245H155ZM181 246H182V244L180 245V247H181ZM186 246L191 247V246L188 245V244H187ZM25 247H26V246H25ZM129 247L127 246V248H129ZM157 247H158V246H157ZM172 247H173V244H172ZM178 247H179V245H178ZM178 247H176L177 250H178V249L181 250L180 247H179V248H178ZM199 247H200V246H199ZM131 248H133V246H131ZM143 248H144V247H143ZM145 248H146V247H145ZM148 248H149V247H148ZM151 248H154V247H151ZM151 248H150V249H151ZM174 248H175V247H174ZM176 248H175V249H176ZM181 248L183 249V247H181ZM186 248H188V247H186ZM192 248H194V247H192ZM133 249H134V248H133ZM156 249H158V248H156ZM188 249H189V248H188ZM143 250H144V249H143ZM153 250H154V249H153ZM173 250H174V249H173ZM177 250H176V251H177ZM179 250H178V252L175 251V253H173V251L171 252V253H173L171 259H172V258H173V260H174V259H181V258H179V257H181V256H180L181 254H179V253H180ZM194 250H195V248H194V249H190V250H189L190 254L193 253ZM28 251H29V250H28ZM186 251H188V250H186ZM186 251H185V252H186ZM197 251H198V250H197ZM26 252H27V251H26ZM131 252H132V251H131ZM181 252L183 253L184 251L182 250ZM199 252H200V251H199ZM11 253H12V252H11ZM186 253H187V252H186ZM243 253H245V252H243ZM130 254H131V253H130ZM140 254H141V253H140ZM184 254H185V253H184ZM184 254H183V255H184ZM188 254H189V253H188ZM24 255H25V254H24ZM27 256H28V255H27ZM29 256H30V255H29ZM29 256H28V257H29ZM125 256H126V255H125ZM133 256H132V257H133ZM184 256H186V254H185ZM184 256H183V257H184ZM195 256H196V255H195ZM22 257L24 258V256H22ZM32 257H34L33 254H32ZM127 257H128V255L126 256V258H127ZM189 257H190V256H189ZM189 257H188V258H189ZM198 257H199V255H198ZM25 258H27V257L25 256ZM126 258H125V259H126ZM136 258H137V257H136ZM136 258H135V262H136ZM127 259H128V260H131V261L134 260V259L132 260L131 257H128ZM184 259L186 260L187 258L184 257ZM195 259H196V258H195ZM2 260H3V259H2ZM2 260H1V261H2ZM128 260H127V261H128ZM182 260H183V259H182ZM191 260H192V259H191ZM148 261H149V260H148ZM183 261H184V260H183ZM2 262H3V261H2ZM23 262L25 263L26 260L23 261ZM125 262H126V261H125ZM176 262H177V261H176ZM5 263H6V261L4 262V264H5ZM129 263H130V261H129ZM143 263H144V262H143ZM171 263H172V262H171ZM179 263H180V261H179ZM6 264H9V263H6ZM26 264H27V263H26ZM130 264H132V263H130ZM141 264H142V263H141ZM172 264H173V263H172ZM174 264H175V263H174Z\"/></svg>","mask_w":264,"mask_h":264}]
</instances>
